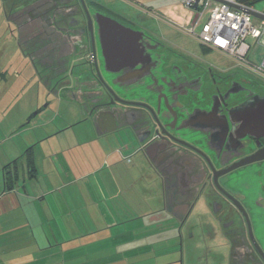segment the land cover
<instances>
[{
	"label": "flooded vegetation",
	"instance_id": "af4514ba",
	"mask_svg": "<svg viewBox=\"0 0 264 264\" xmlns=\"http://www.w3.org/2000/svg\"><path fill=\"white\" fill-rule=\"evenodd\" d=\"M101 15L142 31L143 52L130 70L118 69L124 56L111 63L113 53L102 48ZM0 19V44L7 54L14 46L27 79L47 96H72L86 114L114 115L116 127L129 124L144 142L137 184L147 194L158 187L160 195L149 197L155 207L139 217L175 255L164 264H264V137L243 135L236 110L264 101L262 78L238 65L201 64L92 0H3ZM163 94L175 107L161 115L119 103L155 105ZM146 177L154 188L141 184ZM220 239L217 252L210 245Z\"/></svg>",
	"mask_w": 264,
	"mask_h": 264
},
{
	"label": "crops",
	"instance_id": "0c3cea01",
	"mask_svg": "<svg viewBox=\"0 0 264 264\" xmlns=\"http://www.w3.org/2000/svg\"><path fill=\"white\" fill-rule=\"evenodd\" d=\"M92 1L102 7L105 6L104 8L107 10L119 15L123 14L127 16L126 12L121 11L122 7L126 6L129 9L136 8L138 10L137 12L140 13L143 10L149 13L152 11L154 17H159L161 19L131 20L147 28L153 27V25L161 28L166 26L168 27L166 30L174 31L176 30L175 27L181 29L180 26L186 22V19H193L196 12L195 6L192 9L193 14H191V12L187 11H191V9H186L185 7L184 9L186 11H175L174 5L171 7L173 8V11L168 8L170 6L167 7L162 5H159L160 7L157 6L155 9L149 8L147 11L140 2L135 0H115L116 2L114 5H104L102 2L103 0ZM1 2H3V0H0V3ZM240 3V5H237L238 7L252 9L260 15V18L264 17V0H240ZM153 9L154 11H157V13H155ZM140 13L137 14L140 15ZM17 26L19 25L15 21L11 23V27L16 28ZM181 30L185 31L184 29ZM204 48L207 47L204 46ZM207 50H213L224 55L223 53L211 48H207ZM257 51L258 49L255 54ZM11 59L6 61V64L3 65L0 70L1 81H5L9 78V76H12V85L15 82L18 83L20 77L24 80V86L27 82H31L32 80L27 79L22 71L19 70L17 65H15V60H13V58ZM9 91L10 88H6V90L0 95V112H4L3 115H5L4 110L11 106V102L9 101L5 102L1 107L2 101L8 98L9 95L7 94ZM11 97L13 98V96ZM54 97L57 100L64 99L78 105L81 110V120H90L95 132L94 137L96 136L98 142L100 140L106 141L109 134L120 129H128L131 131L129 124L116 127L115 116L112 114H99L96 117L95 115L86 114L79 101L72 96L60 95ZM31 110L32 109H30L26 115L23 114V116L19 118V122L14 128H11L9 125L8 132L0 134V264H66L67 261V264H69V261H71L70 264H107L104 261L107 260L108 253L106 252V249L102 247V241L105 239L107 240L108 236L104 234L101 235L103 231L112 227L124 228L127 230L122 232L119 231L117 233V237L122 233L126 234L129 232L130 236H135L138 240L140 238V232L138 229L140 228V225L136 221L140 218L139 215L148 211V207H155L153 202L149 203V197L151 200L156 195H160L158 187H156L157 192L154 194H147V192H142L138 189L139 186L137 184V178L138 175H140L139 168L145 164V158L140 153V144L136 143L135 147L130 146V144L127 143L118 144L113 146V148L111 147L112 149L108 151L105 142L102 146L101 143L97 142L98 153L101 157L95 161L89 160V153L86 154L85 151V156L87 159L89 158V161H82L81 164L77 161L75 162V160H70L66 163H50L47 166L43 164L37 165L35 162V149L40 143H42L43 140H46L51 135H45L43 138V134L36 131L37 129H40V126H36L32 123V121L40 112L35 115H33V113L29 114L33 111ZM28 114L29 117H31L30 120H28ZM12 129L17 136H19V139L18 141H14L13 145H8L6 138L9 135H12ZM95 150L93 148V150L89 152L94 153L95 155L97 152ZM138 153L141 154L139 155V167L134 168V170L130 173H120V176H135L126 179L124 184H122V188L119 185L116 176L114 175L113 178V175H110V180L113 183V187H110L109 184L105 182L106 177L101 176L105 175V172H100V170L107 166H111V158L133 166L134 164L132 158ZM68 163L76 165L77 170H74V168ZM67 164L68 167H66ZM60 165L65 173L64 175H71L70 177L67 176L66 180L60 178ZM39 175H43V177H38L37 181V176ZM97 175H99V178L101 177L102 180H98ZM53 176L55 178H53ZM91 179L95 181L97 186L96 188L92 185ZM148 180L151 181L149 182ZM145 181L146 183L141 182L145 189L151 188V184L153 185L152 188L155 187L154 181L151 178L147 177V179L145 178ZM79 183L81 184L79 185ZM97 194L102 196L99 197V200H112L115 201V205L109 206L105 203V201H99L104 202L103 207H98L96 209L98 214L101 216L102 223H100V225H95L94 230L88 228L89 230L85 231L82 227L86 228L84 226L86 225V214L91 211L89 202L91 200L93 203L94 198L97 199ZM14 195L18 197L19 205L15 203ZM141 195H144L145 198L143 199V197H140ZM19 196L30 198V203L32 204L27 208L25 206L23 208ZM49 196L51 199H47ZM140 198L143 200L142 204L145 203L143 206L139 204ZM33 204L36 205L35 211L31 209ZM38 207L40 208L38 209ZM12 211H19L14 219H10L9 217L8 220H2V217L6 215L8 217L9 212ZM142 218L144 219L145 217L143 216ZM143 222L144 226L148 225L150 228L153 225L151 221L150 223L145 219ZM45 224H48L49 227L51 225L52 229L50 231L47 230V226ZM21 228H23L24 232H26L24 236H20V234L18 235V231ZM55 228L61 230L60 237L67 241H73L81 236H88L90 234L94 235V233L96 234L94 238L92 236L89 237V240L81 242L79 245H82V248H79V250H82L81 252H75L74 250L77 247H73L72 251L66 252L65 257L62 250L53 252V247L59 245L60 243V241L56 239L57 235L54 234ZM78 228H82L83 230L77 231ZM150 228H148L143 235L145 239H147L148 236H152L149 230ZM11 229H14L15 233L10 231ZM37 229H39L38 235H36ZM51 237L53 238L52 240ZM216 242L219 246L222 245L221 239ZM44 249L47 250L44 251ZM146 251L147 250H144L143 253H146ZM75 259L81 260L82 262H75ZM129 259L130 258H128L127 261ZM95 260L99 262L95 263ZM138 260L139 257H137L136 261L138 262ZM210 260L212 259H207L206 264L210 263Z\"/></svg>",
	"mask_w": 264,
	"mask_h": 264
},
{
	"label": "rangeland",
	"instance_id": "374dc122",
	"mask_svg": "<svg viewBox=\"0 0 264 264\" xmlns=\"http://www.w3.org/2000/svg\"><path fill=\"white\" fill-rule=\"evenodd\" d=\"M135 1L140 2L146 8L147 11L149 10V8L155 9L159 5L167 6V7L170 6L168 8H170L172 11H173V8L171 7L173 5L175 6L174 8L175 11L182 12L183 10H185L184 6L182 4H179L177 0H135ZM102 2L104 5L105 4L114 5L116 1L115 0H103ZM211 10H212V6H209L205 10L203 16L200 19H202L203 21V19L206 18L207 13H209ZM121 11L126 12L127 16L123 14H122L123 16L122 15L120 16L126 17L128 19H161L159 17H154L152 14V11H150L151 14L144 10L141 11L140 13V12H137L138 10L136 8L129 9L127 8V6L122 7ZM187 11L193 14V11H190V10H187ZM154 12L157 13V11H154ZM189 12H188V15H189ZM137 13H140V15ZM202 21H200L195 26L196 33L199 31ZM190 22H191V19L188 18L186 19V22L183 25L187 27L190 24ZM3 28H4V23L2 19H0V34H3L4 32ZM149 28L153 30L154 35L157 38L166 42L168 45L170 44L172 48L183 52L184 54L188 55L189 57L193 58L194 60H196L197 62L201 64H210L218 69H225V68L236 65L228 57L218 52H215L213 50H207V48H204V46L201 45L194 37H192L190 34H188L187 32L181 29H178L175 27L176 29L175 31L166 30L168 28L166 26L164 28L163 27L161 28L155 25ZM147 31L151 33L150 30H147ZM14 49H15L14 46H12V48H10V53L7 54L5 50V44L4 45L0 44V70L2 66L6 64L5 63L6 61L13 58V60H15L14 63L15 65H17L19 70H21L22 72L26 71V69H24V67L22 66V63L20 62L21 60H20L19 54L12 52V50ZM259 54H260V49L258 48V51L255 54L256 60L260 59ZM12 83H13L12 76H9V78L5 81H1L0 79V95L1 93H3V91L6 90V88L7 89L10 88V91L7 94L9 96L8 98H6V100L2 101L1 107L5 102H9V101L11 102V106L4 110L5 115H3L4 112H0V134L3 132H8L9 125L11 126V128H14L15 125L19 122V118L22 117L23 114L26 115L30 109H32L33 111L31 110L32 112L30 111L31 113L29 114H32L35 111H38L40 109V113L36 115V118L33 119L32 123L35 124L36 126H40V129H37L36 131L38 133L40 132L41 134H43V138L45 137V135H51V136L47 138L46 140H43L42 143H40L35 149V162L37 163V165L43 164L47 166L50 163H57V164L61 162L66 163L67 161H70V160H75V162L77 161L78 163L81 164L82 161H86L89 158H90L89 160L95 161L101 157L99 156V153H98V148H97L98 143H101V146H102L103 143L105 142L107 145L108 151H110L113 148V146H116L118 144L127 143V144H130V146L135 147L137 143L135 136L128 129H120L114 133L109 134L108 137L106 138V141L100 140L98 142L96 136L94 137L95 132L93 130L90 120H86V121L81 120L82 115H81V110L78 107V105L76 103H72L64 99L57 100L55 97L47 96V94L44 91V87L41 85H38L37 81L32 80L29 83L27 82L24 86L23 85L24 80L23 78L21 79L20 77L18 83L15 82L13 85ZM11 96H13V98ZM29 114L27 117H29ZM18 139H19V136H17V134L13 130L12 135L11 136L9 135L6 138V141L8 142V145H13L14 141H18ZM93 148L94 150L97 149L95 150L97 151L95 155L94 153L89 152L93 150ZM85 151H86V154L89 153L88 159L85 156ZM0 152H1V148H0ZM139 155L141 154L140 153L135 154L134 157L132 158L133 164H134L133 166L131 164L127 165L125 162H121L117 159L111 158L110 159V162H112L111 166L110 167L107 166L103 168L102 170H100V172H103V171L105 172V175H101V176L102 177L105 176L106 177L105 182L109 184L110 187H113V183L110 180L111 178L110 175H113V178L115 175L119 185L123 188L122 184H124V181H126V179H128L129 177H133L135 175L120 176V173L121 172L130 173L132 170H134V168H138L139 167ZM68 164L72 166L74 170H77L76 165H71L70 163ZM68 164L66 165V167H68ZM64 174L65 173L62 170L61 165H60L59 166L60 178H62L63 180H66L67 176L68 177L71 176V175H64ZM38 177L42 178L43 175L37 176V181H38ZM142 177L143 175H138L139 179ZM53 178L55 177L53 176ZM97 178L98 180L99 179L102 180L101 177L99 178V175H97ZM138 178H137V181H138ZM143 181L146 183L145 178ZM148 181L150 182L151 180H148ZM91 182H92V185L96 188L97 186L95 184V181L91 179ZM80 184L81 183H79V185ZM152 186L153 185L151 184V188ZM138 189L140 188L138 187ZM100 196L101 195L97 194L96 196L97 199L94 198L93 203L91 200L89 202L91 211L88 214H86V225H84L86 228L82 227L85 231H88L89 229L94 230L95 225H100V223H102L101 216L96 211L98 207H103L104 205L103 204L104 202H99V201H105V200H99ZM19 198H20L23 208L24 206L27 208L32 204L30 203L31 202L30 198L22 197V196H19ZM47 199H51L50 196L47 197ZM18 200H19L18 197L14 195V201L17 205H19ZM105 203L109 206L115 205V201H112V200H107L105 201ZM141 203H142V199L140 198V204ZM39 208L40 207H38V209ZM31 209L35 211L36 205L33 204L31 206ZM18 212L19 211L9 212L8 217L6 215L2 217L3 218L2 220L4 219L8 220L9 217L10 219H14V217H16ZM143 220H144L143 218H139L138 221H136L140 225V228H138L140 232V238L138 240L135 238V236L134 237L130 236L129 232H127L126 234L122 233L121 235H118L117 237V233L119 231L122 232L124 230L125 231L127 230L124 228L112 227L110 229H106L105 231H103L101 235L104 234L108 236L107 240L105 239L104 241H102V247H104L106 249V252L108 253L107 260L104 261L105 263L107 264H164V263H167L168 260H172L175 258V255L167 253V248L162 243H160L161 245H159L157 241H154L155 239L153 236H148L147 239L143 237L145 231L150 227L148 225L144 226ZM45 225L47 226V230L50 231L52 229L51 225L50 227L48 226V224H45ZM160 225L164 227L165 221L161 220ZM82 228H78L77 231L78 230L82 231L83 230ZM10 231L15 233L14 229H11ZM60 231L61 230L55 228L54 234L57 235L56 239L60 241V243L59 245H56L55 247H53V252L57 250H62L65 257H66V252L72 251L73 247H77L74 250L75 252H81L82 250H79L80 247L82 248V245L79 246L81 242L89 240V237H92V236L94 238L96 234L94 233V235L90 234L88 236L87 235L81 236L79 238L74 239L73 241L72 240L67 241L60 237ZM36 232H37L36 235H38L39 229H37ZM19 234L20 236H24L26 232H24V229L21 228L18 231V235ZM52 239L53 238L51 237V240ZM210 246H213V248L217 252L219 251L222 252L221 246H219L217 242L213 243V245H210ZM45 250L47 249H44V251ZM144 250H147L146 253H143ZM137 257H139L138 262L136 261ZM128 258L130 259L127 261ZM77 261H81V260L75 259V262ZM94 262L97 263L99 261L95 260ZM209 262L211 263L212 260H210ZM70 263L71 261H69V264Z\"/></svg>",
	"mask_w": 264,
	"mask_h": 264
},
{
	"label": "built area",
	"instance_id": "2783aa9c",
	"mask_svg": "<svg viewBox=\"0 0 264 264\" xmlns=\"http://www.w3.org/2000/svg\"><path fill=\"white\" fill-rule=\"evenodd\" d=\"M186 9L196 4V12L190 24L180 26L193 36L200 44L217 50L236 65L264 80V17L255 18L233 5H240V0H177ZM212 6L206 18L200 19L205 10ZM199 31L195 26L200 22ZM260 49V59H254L255 52Z\"/></svg>",
	"mask_w": 264,
	"mask_h": 264
},
{
	"label": "water",
	"instance_id": "95a60500",
	"mask_svg": "<svg viewBox=\"0 0 264 264\" xmlns=\"http://www.w3.org/2000/svg\"><path fill=\"white\" fill-rule=\"evenodd\" d=\"M220 2V0H215ZM196 7V4H195ZM234 8L241 9L245 11L246 13L252 15L253 17L260 18V15L255 12L252 9H245L240 8L237 5H233ZM105 24L101 26L98 30L99 36L101 38V45L104 50H108L113 53V57L109 58L111 63L116 64V56H124L120 64L122 65L118 69L120 71H124L126 69L130 70L136 65L137 60L140 59L141 52H143V49H140V42L137 38V36L140 37V34L142 31H136L131 29L128 26H125L118 22L117 20L108 17L106 15H101ZM262 18V17H261ZM151 40H153L151 38ZM101 48V49H102ZM105 62L106 59H105ZM162 65V64H161ZM116 72V71H113ZM161 70H157L155 73L156 75H161ZM149 79L155 78V80H151L152 83L156 82L158 83V78H156L153 73H151L149 76ZM164 98L162 100L157 99V102L155 105L147 104L146 106L142 103H135L130 101H120L119 103L124 106H134V107H141L146 109L147 111H150L152 114L156 112L157 114L161 115V113L165 112H171L172 109L175 107V105L172 103L171 99L167 97L165 94H163ZM141 100V99H140ZM143 101V100H142ZM123 110V108H121ZM236 110L239 111V115L243 119L242 128L244 129L243 135H246L247 133L254 135L256 137L263 136L264 137V101H254L251 102V104L244 106L242 108H237ZM40 112V109L37 112H34L33 115ZM123 111H120L122 113ZM31 115V116H33ZM31 117L28 118L30 120ZM157 123L159 120H156ZM159 127V126H158ZM157 131V130H155ZM149 132H153L149 131ZM247 132V133H246ZM242 135V136H243ZM167 137V135H166ZM169 139V136H168ZM171 140V139H170ZM140 145H144V142H139Z\"/></svg>",
	"mask_w": 264,
	"mask_h": 264
}]
</instances>
